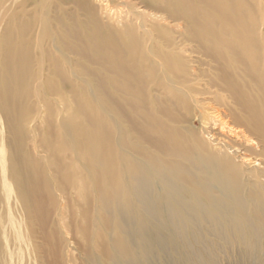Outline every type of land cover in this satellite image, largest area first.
<instances>
[{"label":"bare ground","instance_id":"bare-ground-1","mask_svg":"<svg viewBox=\"0 0 264 264\" xmlns=\"http://www.w3.org/2000/svg\"><path fill=\"white\" fill-rule=\"evenodd\" d=\"M0 264H264V0H0Z\"/></svg>","mask_w":264,"mask_h":264}]
</instances>
